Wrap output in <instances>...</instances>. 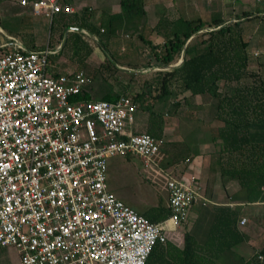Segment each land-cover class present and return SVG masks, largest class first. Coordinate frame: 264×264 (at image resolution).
I'll return each instance as SVG.
<instances>
[{
    "label": "built area",
    "instance_id": "obj_1",
    "mask_svg": "<svg viewBox=\"0 0 264 264\" xmlns=\"http://www.w3.org/2000/svg\"><path fill=\"white\" fill-rule=\"evenodd\" d=\"M62 2L35 1L33 13L51 23ZM12 47L0 55V250L14 248L21 264H145L193 207L215 205L195 178L164 170L166 219L125 205L108 189L107 160L135 154L158 167L162 144L132 131L137 105L126 96L73 102L89 83L82 73L53 76L52 51Z\"/></svg>",
    "mask_w": 264,
    "mask_h": 264
},
{
    "label": "rangeland",
    "instance_id": "obj_2",
    "mask_svg": "<svg viewBox=\"0 0 264 264\" xmlns=\"http://www.w3.org/2000/svg\"><path fill=\"white\" fill-rule=\"evenodd\" d=\"M98 1L108 4L107 12L113 19L112 37L109 44L106 43L107 45L103 47L100 44L102 42L105 45L102 38L90 35L87 31L85 35L81 31L80 33L87 36L86 41L92 49L85 63L90 69H97L109 61L116 69L125 68L138 73L116 71L107 77L97 74L84 90L90 94L92 101L104 100L103 96L107 93H115L130 99H133L135 94L145 93L146 101L143 108L139 103H135L137 110L133 114L132 131L135 134L148 133L151 119L154 117L155 121L161 122L163 130L161 149L157 157L161 170L153 165L144 166L140 157L135 154L112 157L107 160L108 189L125 205L150 221H160L168 215L167 179L162 170L195 178L215 206H228L232 202L231 199L236 198L241 201L242 193L237 183L224 180L219 173L216 158L220 142L211 141V137L216 135L217 128L221 125L212 119L215 112L214 99L207 95L191 96L174 82L168 88L171 94L161 98V89L155 84V77L158 73L173 69L168 68L169 66L178 65L181 56H176L174 62L166 66L162 61L156 60L154 54L158 56L163 54L162 45L166 40L164 34L189 30L197 22L205 24L206 28L211 26L214 19L229 23L241 17L245 29L244 39L248 44L246 49L249 58L248 71L264 78V19L256 18L264 16V0H161L159 9L148 11L144 17L138 14L134 24L125 25L124 15L117 19V14L112 13L114 12L112 4L114 2L117 6L118 0ZM144 1L147 0H143V4ZM66 2L67 0L63 1V5ZM29 11L30 7L21 6L20 0H0V44H9L17 40L30 48L34 42L38 49H43L47 43L58 38L62 29L56 16L50 23L42 16L27 14ZM245 13L251 16L245 17L243 15ZM94 22L96 26L99 25L98 20ZM205 28L192 36L191 44L194 43L196 36L206 32ZM139 34L148 43L142 42ZM66 37L63 31L62 42L53 52L60 50ZM155 45L157 50L153 51L151 47ZM121 48L125 49L121 51ZM4 53L0 51V55ZM73 59L65 58L63 55L55 64L62 73L73 72L78 67L77 59ZM121 65L123 66L120 67ZM47 72L50 74V71ZM251 81L252 79L248 77L240 84H249ZM234 86L235 84L220 82L219 92H230ZM196 156L201 157L196 161ZM184 160L188 164L187 167L183 163ZM179 162L181 164L175 166ZM212 206L209 204L205 207H193L189 211L187 223L180 226L176 233L191 231L203 210ZM241 217L247 219L245 226L239 227L245 242L233 251L235 255L237 253L247 259L264 247V206H244ZM208 224L207 221L203 227L207 228ZM200 233L198 232L196 237L201 240ZM0 264H21L17 251L12 247L0 250Z\"/></svg>",
    "mask_w": 264,
    "mask_h": 264
},
{
    "label": "trees",
    "instance_id": "obj_3",
    "mask_svg": "<svg viewBox=\"0 0 264 264\" xmlns=\"http://www.w3.org/2000/svg\"><path fill=\"white\" fill-rule=\"evenodd\" d=\"M120 5L121 15L125 18L144 14L143 0H120ZM121 15H118L117 19ZM243 15L251 16L247 13ZM56 17L63 31L68 28H79L90 35L102 38L105 45L102 42L100 44L103 47L110 42L113 19L109 15L103 14L98 26L91 21V13L87 9L80 14L62 11ZM256 18L264 19V16ZM205 26L197 22L189 30L164 34L166 40L162 45L163 54L158 56L155 53L154 58L166 66L171 65L175 57H180L182 52L184 59L179 66L170 71L158 73L154 82L161 89V98L171 94L168 88L174 82L191 96L207 95L214 99L215 112L212 119L221 125L217 128L216 135L211 137V141L220 142L216 158L220 176L224 180L237 183L244 191L246 204L264 203V78L248 71L249 58L246 52L248 44L244 39L245 29L241 17L229 23L214 19L211 26L206 28ZM204 28L206 32L196 36L194 43L187 42ZM62 30L58 38L47 43L43 49H38L35 45L30 48L21 43L29 50L47 49L53 52L62 42ZM138 37L142 42L148 43L141 34ZM86 39L87 36L83 33L68 32L60 50L47 55V71L53 76L82 73L89 81L97 74L107 77L116 71L120 73V70L110 65L109 61L97 69H90L85 60L92 53V49ZM12 48L8 46L1 48L0 51L8 53ZM151 49L157 50V45ZM68 51L71 53H65ZM63 55L65 58L77 59L78 67L73 72L58 71L55 63ZM248 77L252 79L251 83L240 84ZM220 82L235 86L230 92L220 93L218 87ZM119 97L121 95L107 93L103 99L113 102ZM90 100V94L86 90L72 98L73 102ZM131 100L143 108L146 101L145 93L135 94ZM155 118L151 119L148 133L161 141L163 133L161 122L155 121ZM242 210V206L213 205L209 209L206 207L191 231L168 233L166 243H157L145 264H264V247L247 259L237 253L235 255L233 251L245 242V237L238 226ZM207 221L209 224L204 228L203 225ZM198 232H201V240L196 237Z\"/></svg>",
    "mask_w": 264,
    "mask_h": 264
},
{
    "label": "crops",
    "instance_id": "obj_4",
    "mask_svg": "<svg viewBox=\"0 0 264 264\" xmlns=\"http://www.w3.org/2000/svg\"><path fill=\"white\" fill-rule=\"evenodd\" d=\"M3 1V0H2ZM21 1V0H20ZM39 1V0H38ZM64 1V0H63ZM104 1H107L108 2V0H104ZM26 2H27V5L26 6H23V7H30V13H27V14H33L34 15V13H33V6H32V3L33 2H35V1H33V2H29V1H27L26 0ZM159 2H161L162 3V1L161 0H151V1H144V6H143V11H144V14L142 15L143 17H144V15L146 16V13L148 12V11H153L154 9H159L160 7V3ZM118 3L119 4H117V6L116 5H114V2H113V11L114 12H112V13H114V14H117V16L118 15H121L122 14V8H121V5H120V0H118ZM116 4V3H115ZM21 5V4H20ZM66 5H68V6H71L72 7V9H73V13H69V14H80L84 9H87L90 13H91V21L95 24V22L94 21H99V23H100V20H101V17H102V15L103 14H105L106 13V15H109L108 14V12L107 11H109V8H108V4H102V1L101 2H99L98 0H67V2L63 5V2L61 3V12L62 11H64V7L66 6ZM117 7V8H116ZM60 12V13H61ZM59 14V13H58ZM57 16V15H56ZM138 18V16H134V17H131V18H123V22H125V23H123L124 25L125 24H134V22H135V20ZM135 25H133V27H134ZM89 34V33H88ZM126 34V33H125ZM132 35V34H131ZM131 37V36H130ZM13 42H15V43H18V44H20V45H22L23 46V44L21 43V42H19V41H17V40H15V41H13ZM12 42V43H13ZM12 43H3V44H0V45H3V46H1L0 47V49L1 48H5V47H8V46H11L12 45ZM33 43V45H35L34 44V42H32ZM130 43V42H129ZM23 47H25V46H23ZM27 47V46H26ZM25 47V48H26ZM120 47H122V46H120ZM125 48H121V51H123ZM123 65H121L120 67H122ZM125 67V66H124ZM59 72H60V68H59V70H58ZM60 73H62V72H60ZM134 124V118L132 119V124H131V127H132V125ZM200 157L201 156H196V161L198 160V159H200ZM163 158H165V156H163ZM184 164H185V167H187L188 166V164L186 163V161L184 160V162H183ZM178 164H181V162H179V163H176L175 164V166H178ZM171 174V173H170ZM171 175H173V176H176V177H178V178H182V179H189V178H187V177H184L183 176V174H181L180 176L179 175H175V174H171ZM191 178V177H190ZM203 193H204V191H203ZM241 193H242V195H241V198L242 199H240L241 201H239L237 198L234 200V199H231L232 200V202H230L231 204H228V206L229 207H237V206H242V207H244V206H256V205H262V206H264V203H255V204H246L245 203V194H244V191L243 190H241ZM166 194H167V206H168V193H167V189H166ZM204 195H205V193H204ZM206 196V195H205ZM207 197V196H206ZM208 199H209V197H207ZM119 199V198H118ZM211 202H213L211 199H209ZM214 203V202H213ZM215 204V203H214ZM216 205V204H215ZM240 218H242V217H240ZM187 223V222H186ZM186 223H184V224H186ZM183 224V225H184ZM239 227H241L240 225H238ZM245 226V225H244ZM176 232V231H175Z\"/></svg>",
    "mask_w": 264,
    "mask_h": 264
},
{
    "label": "water",
    "instance_id": "obj_5",
    "mask_svg": "<svg viewBox=\"0 0 264 264\" xmlns=\"http://www.w3.org/2000/svg\"><path fill=\"white\" fill-rule=\"evenodd\" d=\"M71 31L81 32L82 30L79 29V28H68L65 31V35L67 36L68 32H71ZM189 41H190V39L187 42H189ZM183 59H184V53L182 52L180 63L178 65H176V66H169L168 68H174V67L179 66L182 63ZM117 69L120 70V71H123L124 73H127V74H137L138 73V72L131 71V70L125 69V68H119V67H117Z\"/></svg>",
    "mask_w": 264,
    "mask_h": 264
}]
</instances>
